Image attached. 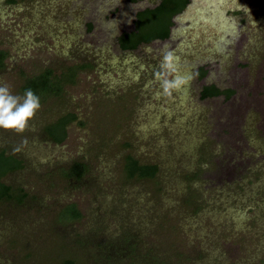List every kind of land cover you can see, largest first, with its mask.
Returning <instances> with one entry per match:
<instances>
[{"label": "rangeland", "instance_id": "obj_1", "mask_svg": "<svg viewBox=\"0 0 264 264\" xmlns=\"http://www.w3.org/2000/svg\"><path fill=\"white\" fill-rule=\"evenodd\" d=\"M159 2L0 0V87L89 64L24 131L0 128L23 162L3 181L27 195L0 202V264H264V0H190L168 38L123 50ZM210 84L233 93L202 99ZM130 156L156 176L129 178Z\"/></svg>", "mask_w": 264, "mask_h": 264}, {"label": "trees", "instance_id": "obj_2", "mask_svg": "<svg viewBox=\"0 0 264 264\" xmlns=\"http://www.w3.org/2000/svg\"><path fill=\"white\" fill-rule=\"evenodd\" d=\"M190 0H160L153 7L141 9L136 14L135 28L125 31L118 37V43L123 50H135L142 44H149L156 39H166L171 34V27L175 15L181 13L189 4ZM6 52L0 50V69L4 67ZM89 64H73L61 74H56L52 68H46L42 72L25 78L22 91L31 89L39 97V102L47 96L60 95L64 86L74 82L75 77L81 68ZM203 73L200 74L202 76ZM233 93L231 89H221L216 84L204 85L200 96L202 99L226 95L230 97ZM74 119L71 114L65 115L45 129L46 134L55 142H61L66 138L67 125ZM23 167L22 160L12 153L0 150V202L14 201L24 203L26 192L21 187H14L3 181V177ZM88 170L84 162H74L69 169L65 170L68 178L76 177L80 179ZM124 170L129 178L138 179L155 177L158 167L155 164H141L133 157H127ZM80 216L76 205L71 203L65 206L60 214L61 220H74ZM114 245V244H113ZM135 247V244H132ZM115 246V245H114ZM124 247V246H123ZM136 248V247H135ZM63 264H75L72 258L64 260Z\"/></svg>", "mask_w": 264, "mask_h": 264}, {"label": "clouds", "instance_id": "obj_3", "mask_svg": "<svg viewBox=\"0 0 264 264\" xmlns=\"http://www.w3.org/2000/svg\"><path fill=\"white\" fill-rule=\"evenodd\" d=\"M39 108V97L31 89L21 97L11 94L7 87H0V128L24 131Z\"/></svg>", "mask_w": 264, "mask_h": 264}]
</instances>
